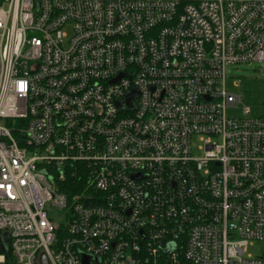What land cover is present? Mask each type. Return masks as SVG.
<instances>
[{
  "label": "built area",
  "instance_id": "obj_1",
  "mask_svg": "<svg viewBox=\"0 0 264 264\" xmlns=\"http://www.w3.org/2000/svg\"><path fill=\"white\" fill-rule=\"evenodd\" d=\"M253 61L264 0H0V264H264Z\"/></svg>",
  "mask_w": 264,
  "mask_h": 264
},
{
  "label": "rangeland",
  "instance_id": "obj_2",
  "mask_svg": "<svg viewBox=\"0 0 264 264\" xmlns=\"http://www.w3.org/2000/svg\"><path fill=\"white\" fill-rule=\"evenodd\" d=\"M226 88L241 96V102L235 106L227 107L226 114L229 117H242L243 107L249 109L250 117L264 118V63L253 61L249 64L229 65L226 70L225 79ZM201 143L197 138L191 139V155L199 156L201 151L198 146ZM48 214L54 219L60 220V214L52 208H49ZM245 253L251 255H261L264 253V243L261 241H252L245 249Z\"/></svg>",
  "mask_w": 264,
  "mask_h": 264
},
{
  "label": "water",
  "instance_id": "obj_3",
  "mask_svg": "<svg viewBox=\"0 0 264 264\" xmlns=\"http://www.w3.org/2000/svg\"><path fill=\"white\" fill-rule=\"evenodd\" d=\"M137 94V91L135 88L131 89L125 96L124 100L120 103H118V105L125 107V108H132L133 106V100L135 98ZM4 235H6V231L3 232Z\"/></svg>",
  "mask_w": 264,
  "mask_h": 264
},
{
  "label": "trees",
  "instance_id": "obj_4",
  "mask_svg": "<svg viewBox=\"0 0 264 264\" xmlns=\"http://www.w3.org/2000/svg\"><path fill=\"white\" fill-rule=\"evenodd\" d=\"M79 184H80V182H79Z\"/></svg>",
  "mask_w": 264,
  "mask_h": 264
}]
</instances>
